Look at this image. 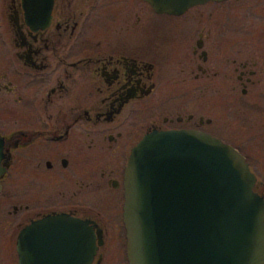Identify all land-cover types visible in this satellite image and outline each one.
<instances>
[{
    "label": "flooded vegetation",
    "instance_id": "af4514ba",
    "mask_svg": "<svg viewBox=\"0 0 264 264\" xmlns=\"http://www.w3.org/2000/svg\"><path fill=\"white\" fill-rule=\"evenodd\" d=\"M154 131L234 148L264 200V0H0L1 264L54 216L92 229V264L125 250V169Z\"/></svg>",
    "mask_w": 264,
    "mask_h": 264
},
{
    "label": "water",
    "instance_id": "95a60500",
    "mask_svg": "<svg viewBox=\"0 0 264 264\" xmlns=\"http://www.w3.org/2000/svg\"><path fill=\"white\" fill-rule=\"evenodd\" d=\"M146 1L175 14L201 0ZM253 183L241 154L220 140L185 131L148 134L125 169L127 263L264 264V200ZM47 232L48 240L35 238ZM23 234L19 264H92L95 236L86 223L48 217Z\"/></svg>",
    "mask_w": 264,
    "mask_h": 264
},
{
    "label": "rangeland",
    "instance_id": "374dc122",
    "mask_svg": "<svg viewBox=\"0 0 264 264\" xmlns=\"http://www.w3.org/2000/svg\"><path fill=\"white\" fill-rule=\"evenodd\" d=\"M112 196H107L106 193H102L98 196V202L101 203H110ZM115 249H110L105 251V259L103 264H127L125 250L121 247V240L120 242L116 239L115 241ZM120 245V246H119ZM1 264V262H0Z\"/></svg>",
    "mask_w": 264,
    "mask_h": 264
}]
</instances>
